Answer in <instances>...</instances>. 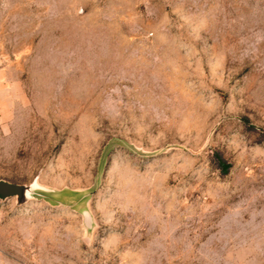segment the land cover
Instances as JSON below:
<instances>
[{"label":"rangeland","instance_id":"374dc122","mask_svg":"<svg viewBox=\"0 0 264 264\" xmlns=\"http://www.w3.org/2000/svg\"><path fill=\"white\" fill-rule=\"evenodd\" d=\"M0 180V264H264V0H0Z\"/></svg>","mask_w":264,"mask_h":264},{"label":"water","instance_id":"95a60500","mask_svg":"<svg viewBox=\"0 0 264 264\" xmlns=\"http://www.w3.org/2000/svg\"><path fill=\"white\" fill-rule=\"evenodd\" d=\"M53 193L54 192L52 190L38 185L36 180L29 185H17L4 180H0V201L15 198L16 204L18 206L24 205L30 200H36L38 198L44 197L45 195H50ZM63 196L64 195L59 194L58 197Z\"/></svg>","mask_w":264,"mask_h":264},{"label":"trees","instance_id":"16d2710c","mask_svg":"<svg viewBox=\"0 0 264 264\" xmlns=\"http://www.w3.org/2000/svg\"><path fill=\"white\" fill-rule=\"evenodd\" d=\"M223 165V164H222Z\"/></svg>","mask_w":264,"mask_h":264}]
</instances>
